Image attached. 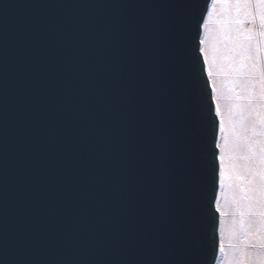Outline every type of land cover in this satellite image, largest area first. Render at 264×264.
Wrapping results in <instances>:
<instances>
[{"label": "water", "instance_id": "95a60500", "mask_svg": "<svg viewBox=\"0 0 264 264\" xmlns=\"http://www.w3.org/2000/svg\"><path fill=\"white\" fill-rule=\"evenodd\" d=\"M210 2L0 0V264H215Z\"/></svg>", "mask_w": 264, "mask_h": 264}, {"label": "snow or ice", "instance_id": "6c2138e0", "mask_svg": "<svg viewBox=\"0 0 264 264\" xmlns=\"http://www.w3.org/2000/svg\"><path fill=\"white\" fill-rule=\"evenodd\" d=\"M260 5L251 4L248 0H213L212 15L207 24L199 27L205 32L203 39H199V52L203 65L207 69V77L221 76L220 52L217 41L222 35H229L233 41L232 54L236 58V65L231 73L235 80L245 79L258 85H264V57L259 54L264 51V15L249 9H258ZM252 23L258 25V31H250L246 26ZM204 73L201 72V75ZM212 92H217L216 81H211ZM222 90L217 92L214 101V112L218 118L221 138V155L219 161L224 165L226 185L243 187L246 195L241 201L239 212L234 213L239 219L232 221L230 235L239 237L242 245L256 246L252 241V231L246 217L257 215L264 230V92L256 93L252 88L243 100V113L225 114L221 109ZM249 103L253 107H248ZM259 105V107H257ZM249 120L252 122L249 126ZM241 126L244 129L241 136ZM246 143L251 150L247 153V164L240 165L235 161V153L240 143ZM258 209V210H257ZM224 215L226 212L222 209ZM219 214V213H218ZM259 247L264 248V237Z\"/></svg>", "mask_w": 264, "mask_h": 264}, {"label": "rangeland", "instance_id": "374dc122", "mask_svg": "<svg viewBox=\"0 0 264 264\" xmlns=\"http://www.w3.org/2000/svg\"><path fill=\"white\" fill-rule=\"evenodd\" d=\"M251 4H258L260 7L258 9H249L250 14L253 11L258 12L261 15H264V0H248ZM213 0H211L206 18L203 24H207L209 29L212 25L209 21V17L212 15ZM250 31L259 30L258 25L256 26L252 23H249L246 26ZM205 32L202 30L203 39ZM233 41L231 37L227 34L222 35L217 41V48L220 52V66L222 75L216 76L214 71L213 78H208L211 86L212 79L216 81L217 92L222 90L223 97L221 99V109L225 114L232 113H243V100L237 102L236 97H245L250 93L252 88H256V93L259 95L260 89L264 92V85H258L253 81L239 79L235 80L232 78L231 73L234 70L236 65V58L232 54ZM261 57H264V51H261L259 54ZM207 72V69H206ZM217 92L213 93V100H216ZM248 107H253L249 103ZM259 107V105H257ZM249 126H251V121L249 120ZM244 129L241 126V136H243ZM224 141L221 138V132L219 127L218 133V159L221 155L220 145ZM251 148L246 144L241 142L235 153V161L240 165L247 164V153ZM220 163V173H219V190L218 196L216 199V209L219 212V251L218 257L215 264H264V248L259 247V243L262 237H264V230L260 223V217L253 215L246 217V221L249 223V227L252 231V241L256 246L249 245L247 247L242 245V241L239 237H232L230 235L232 229V221L234 219H239L237 215H234L235 211L239 212L241 201L246 195L245 189L243 187H234L226 185L224 178V165ZM222 209L225 210L226 215ZM258 210V209H257Z\"/></svg>", "mask_w": 264, "mask_h": 264}, {"label": "bare ground", "instance_id": "6f19581e", "mask_svg": "<svg viewBox=\"0 0 264 264\" xmlns=\"http://www.w3.org/2000/svg\"><path fill=\"white\" fill-rule=\"evenodd\" d=\"M218 227H219V225H218Z\"/></svg>", "mask_w": 264, "mask_h": 264}, {"label": "trees", "instance_id": "16d2710c", "mask_svg": "<svg viewBox=\"0 0 264 264\" xmlns=\"http://www.w3.org/2000/svg\"><path fill=\"white\" fill-rule=\"evenodd\" d=\"M207 73V72H206Z\"/></svg>", "mask_w": 264, "mask_h": 264}]
</instances>
